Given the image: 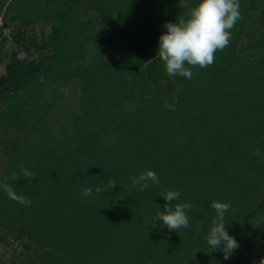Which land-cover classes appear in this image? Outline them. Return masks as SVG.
<instances>
[{"label":"trees","instance_id":"1","mask_svg":"<svg viewBox=\"0 0 264 264\" xmlns=\"http://www.w3.org/2000/svg\"><path fill=\"white\" fill-rule=\"evenodd\" d=\"M239 3L229 46L188 79L169 76L156 56L175 0H0V30L31 57L4 62L0 74V181L31 199L0 189V240L25 236L40 264H264V0ZM40 19L49 31L37 41L24 28ZM4 40L0 31V53ZM61 73L64 84L77 79V96L92 94L88 110L77 101L64 149L44 151L49 96L39 91L57 89ZM105 155L134 165L107 191L102 167L85 168ZM21 163L36 176L12 180ZM145 170L159 183L141 192L129 178ZM167 190L181 193L173 204H192L190 228L151 225ZM214 200L231 205L224 222L239 247L229 260L206 243Z\"/></svg>","mask_w":264,"mask_h":264},{"label":"clouds","instance_id":"2","mask_svg":"<svg viewBox=\"0 0 264 264\" xmlns=\"http://www.w3.org/2000/svg\"><path fill=\"white\" fill-rule=\"evenodd\" d=\"M181 11L174 22L165 21L164 29L158 37L156 56L163 62V67L169 76L180 75L192 78V68H207L215 63L218 51H223L231 41V30L241 18L239 0H179ZM36 174L20 165L19 173L12 172L11 179H31ZM133 186L139 191H144L151 183L158 184L159 177L153 170H145L139 176L129 178ZM117 183L109 179L105 191L115 187ZM0 189L13 199L25 206L31 204L30 197L18 195L6 182L0 181ZM93 192L92 186H85L81 190V196H90ZM95 192H101V187L96 186ZM181 193L178 190H167L163 198L168 202L163 206V211L157 207L155 217L151 225L159 227L156 221L170 231L190 228L187 211L192 209L190 203H175ZM211 207L215 210V217L206 234V243L210 251L219 250L223 253L225 260L231 259L232 254L238 249L239 243L226 230L225 213L231 210L229 203L212 201Z\"/></svg>","mask_w":264,"mask_h":264},{"label":"rangeland","instance_id":"3","mask_svg":"<svg viewBox=\"0 0 264 264\" xmlns=\"http://www.w3.org/2000/svg\"><path fill=\"white\" fill-rule=\"evenodd\" d=\"M176 1L177 0H175V4L177 5V9H179L180 8L179 4L176 3ZM180 11L181 9H179V12ZM177 12L178 11L175 10L172 13H175L176 15ZM88 24H91V23L88 22ZM24 29L26 30V34H33L36 40L38 41L41 38L46 37L47 32L49 31V25L47 21L40 19V20L33 22L30 26ZM2 30L0 31L2 35L4 36L5 40H4L2 50L0 53V56H1L0 74L3 72L4 62H7L9 60L18 58L26 64L31 62V57L25 52L23 47H20L16 43L15 40L10 39V37L8 36V33H10V29L4 28ZM41 31H42V34L39 35ZM150 57L151 55L147 56V59ZM216 58L217 56L215 57V60ZM61 76H62V73H61ZM62 79H63V76L60 79V84L57 89L54 88L55 82H51L41 87L39 91V95L43 91L42 93H44L43 94L44 97H46V95L49 96L48 97L49 100L46 101V103L40 102L41 108L46 109V114H47L46 118H47V124H48V127H46V133L49 136L46 135V137H44L45 139L44 145L50 144L52 146L51 149L46 148V150L44 151H61L64 149L65 145H67L66 143L70 139H72L71 134H73L74 127H77L76 125L77 119H75V116H77V101H78V104L79 102H81V104L84 105L82 107L88 110V103H89V99L92 94V90H87L86 92L84 91L82 94L79 93V95L77 96V79L76 80L72 79L67 84H64ZM208 79H209L208 76H204V78L198 82L203 83L201 84V86L205 84L209 85L210 79L209 80ZM213 82L214 81H211V83ZM58 94L59 96L57 97ZM44 113L45 112L43 111V114ZM111 114H114V111ZM127 142L128 141L124 143H127ZM70 149H71V146H70ZM6 158H7V155L3 151H0V173H1V165L6 160ZM89 162H90L89 165L85 167L87 175L90 174V172H92V168L93 169L95 168L98 170V168L102 167L101 169L98 170L102 172L103 175L101 176L104 179L106 178L113 179L118 184L123 183L122 181L126 178V174H128V172H130L132 168L134 167V165L129 161L128 158L122 159V156L109 158V155L108 156L105 155L102 159H100L97 156H93L89 159ZM73 167H76V166H73ZM36 172L37 173L40 172V169L36 170ZM26 180L27 179H25L24 182H26ZM73 180H77V175ZM33 183H34L33 181H30L31 186L33 185ZM62 185H64V183H62ZM67 186H64V188H66L67 190L66 189L65 190L69 192V190H71L72 188L71 187L69 188L68 184ZM65 197H68L66 193H65ZM109 218H111L110 214H109ZM116 228H119V226H117ZM116 228H114V230ZM0 235H2L1 230H0ZM13 236L14 234L12 232L11 233L8 232L5 235L4 240L2 241L0 240V264H32V263H35L36 261L38 264H40L39 259L35 257V254L33 252V247L31 248L29 247L26 249L23 248L22 242L26 241V237L22 236L20 239H14ZM255 260L253 264H258Z\"/></svg>","mask_w":264,"mask_h":264}]
</instances>
